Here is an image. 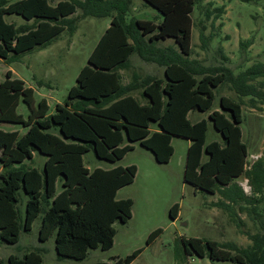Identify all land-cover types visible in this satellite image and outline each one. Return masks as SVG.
Instances as JSON below:
<instances>
[{"label": "trees", "instance_id": "obj_1", "mask_svg": "<svg viewBox=\"0 0 264 264\" xmlns=\"http://www.w3.org/2000/svg\"><path fill=\"white\" fill-rule=\"evenodd\" d=\"M145 1L160 12V22L135 16L128 19L131 0H59L56 4L49 0H0V60L8 64L27 51L51 44L64 30L73 34L82 18L113 15L80 70L77 84L71 87L65 103L55 105V112L50 113L45 97L37 102L35 89L14 76L12 70L6 72L5 79L0 77V240L17 243L22 231L31 230L41 215L39 239L47 241L55 235L56 250L62 258L82 260L89 249L112 248L117 234L115 222L126 223L133 215L134 200L118 198V191L134 182L138 167L131 164L92 170L86 166L84 154L93 150L98 158L114 162L140 142L157 161L168 163L175 151L172 139L181 136L191 141L185 181L212 194L220 189L224 200L217 204L234 216V204L252 211L261 230L247 233L252 243L246 248L233 242L182 237L176 244V256L181 261L177 264H184L188 255L264 264V214L258 210L264 199V150L248 168L243 102L224 95L220 98L222 110L209 113L223 143H206L208 121L189 118L192 110L212 109L215 89L224 82L231 83L240 97L262 96L264 100V91L250 83L264 76V63L236 74L229 67L206 66L190 59L192 13L203 0ZM212 5L209 1L206 17L215 14L218 18L225 12L224 6ZM79 9L82 13L74 16ZM14 13L27 22H8L6 15ZM168 38L175 40L179 50L157 45ZM133 53L163 66L164 76L135 74L132 81L124 83L121 70L129 67ZM136 90H142L147 103L133 94ZM22 102L28 107L27 115L20 110ZM35 152L46 156L42 169L25 164L27 159L33 160ZM243 175L250 183L251 195L237 184L236 179ZM20 189L28 195L24 220L18 209ZM179 211L180 204L174 203L170 217L175 220ZM243 223L240 220L237 225ZM162 232V228L153 230L147 243ZM142 251L137 249L113 264H130ZM0 264H4L1 258ZM8 264H44V258L40 251L30 250L22 257L11 254Z\"/></svg>", "mask_w": 264, "mask_h": 264}, {"label": "rangeland", "instance_id": "obj_2", "mask_svg": "<svg viewBox=\"0 0 264 264\" xmlns=\"http://www.w3.org/2000/svg\"><path fill=\"white\" fill-rule=\"evenodd\" d=\"M14 1L17 0H9V2ZM49 1L56 4L58 0ZM209 1L213 3L211 8L224 6L225 12L218 18L214 17L215 14L209 18L206 17ZM131 9L132 11L127 14L128 19L135 16L158 23L163 18L160 12L145 0H131ZM81 13L82 10L79 9L74 16ZM112 16V14L101 17L87 16L78 21V28L73 34L64 30L51 44L27 51L10 64L1 59V80L5 79L9 69L12 70L14 76L22 78L27 86L35 89L37 102L45 97L50 104V113L55 112V105L65 103L71 87L77 84L80 70L88 63L91 52L110 25ZM192 17L194 22L193 53L189 56L190 59H197L206 66L229 67L236 74L255 63H264V0H203L195 6ZM6 20L16 25L27 22L25 18L15 13L6 15ZM247 41L250 43L246 45ZM157 45H172L179 50L172 38L161 40ZM121 72L123 82L129 83L135 74L164 76V67L156 62L143 59L138 53H133L129 59V67L122 69ZM250 83L256 85L260 91H264V84H262L264 76H259ZM133 94L142 103L148 102V99L142 95V90H136ZM224 95L243 102L242 127L244 140L249 146L250 155L247 166L249 168L264 150V100L262 96L240 97L232 88L231 83L224 82L215 89L212 109L206 112L192 110L189 118L193 122L203 118L208 121L206 143L214 140L223 143L222 134L214 127L209 113L216 109L222 110L220 98ZM20 110L25 115L29 111L23 102ZM7 126L9 125H5L6 128ZM172 144L175 153L170 164L156 162L154 153L142 146L140 142H135L132 150L122 159L114 162L98 158L93 150L84 154V162L92 170L97 167L109 169L118 165L131 164L138 167L134 182L124 186L117 195L120 199L131 197L134 205L132 218L128 222H115L117 234L112 248L108 250L89 249L86 258L82 260L62 258L56 250L55 235L47 241L39 239L40 215L36 218L31 230L22 231L17 243L0 240V258L3 259L4 264H8L11 254L22 257L30 250L40 251L44 264H95L99 261L113 264L116 259L125 258L141 248L142 253L130 264H177L181 261L176 256V244L177 240L182 237L213 239L221 243L233 242L241 248L248 247L252 241L247 233H256L261 230L259 220L254 218L255 214L247 209H241L240 204H234L236 216L231 215L230 211L217 204L218 201L224 200L220 189L212 194L186 182L184 160L188 139L174 136ZM204 159H207L206 154ZM45 160L44 154L35 152L33 160L27 159L25 164L42 169ZM2 170L3 167L0 166V172ZM236 180L248 195L252 194V188L245 175ZM61 187V181H58V188L61 189ZM19 195L18 209L20 218L24 220L28 195L23 189L19 190ZM174 203H179L181 206L180 217L176 221L170 217V208ZM241 203L246 207H252V204ZM258 207V210L264 214V199ZM240 220L244 222L241 227L237 225ZM156 228H162L163 232L151 244H148L149 234ZM232 251L236 252V250ZM184 264L236 263L212 260L208 256L188 255Z\"/></svg>", "mask_w": 264, "mask_h": 264}, {"label": "crops", "instance_id": "obj_3", "mask_svg": "<svg viewBox=\"0 0 264 264\" xmlns=\"http://www.w3.org/2000/svg\"><path fill=\"white\" fill-rule=\"evenodd\" d=\"M59 1V0H58ZM57 1V2H58ZM56 2V3H57ZM173 140V139H172ZM190 144H191V141L190 140H188V144H187V151H188V147L190 146ZM175 149V148H174ZM174 153H175V151H174ZM174 155V154H173ZM173 155H172V157H173ZM172 157H171V159H170V161L168 162V163H161V162H159V161H157L156 160V162H158L159 164L161 163V164H170V162L172 161ZM155 159H156V157H155ZM186 161H187V152H186V155H185V160H184V171H185V167H186ZM137 174H138V172H137ZM122 189V188H121ZM120 189V190H121ZM119 190V191H120ZM118 191V192H119ZM181 207V206H180ZM181 210V209H180ZM180 217V211H179V214H178V217L174 220V221H176L178 218ZM35 222V221H34Z\"/></svg>", "mask_w": 264, "mask_h": 264}]
</instances>
